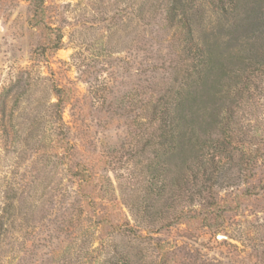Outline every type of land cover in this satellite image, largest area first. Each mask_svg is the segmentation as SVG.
<instances>
[{"label": "rangeland", "instance_id": "374dc122", "mask_svg": "<svg viewBox=\"0 0 264 264\" xmlns=\"http://www.w3.org/2000/svg\"><path fill=\"white\" fill-rule=\"evenodd\" d=\"M185 1L196 40L214 49L186 115L223 154L202 195L177 188L172 160L165 195L150 198L164 215L151 224L135 219L148 194L142 147L156 128L153 106L195 74L169 21L171 0H0V264H111L126 254L131 264H264V64L243 62L250 46L264 55V28L239 36L238 15ZM58 89L70 99L63 133L73 148L62 159L52 149L63 136ZM214 108L230 116L224 131ZM78 163L101 177L106 207L120 204L143 239L99 225L79 194ZM180 211L188 215L173 220Z\"/></svg>", "mask_w": 264, "mask_h": 264}, {"label": "trees", "instance_id": "16d2710c", "mask_svg": "<svg viewBox=\"0 0 264 264\" xmlns=\"http://www.w3.org/2000/svg\"><path fill=\"white\" fill-rule=\"evenodd\" d=\"M212 1L222 11L223 15L227 17L232 15L239 16L240 22L234 26V31L239 36L241 34L248 36L249 33L264 28V0ZM189 7L190 3L185 0H171L168 13L169 21L180 29L184 42L185 58L192 60L188 63L186 69L189 70L192 67L195 74L185 73L186 75L182 76L184 78L181 85L183 89L176 91L175 97L159 99L153 106L152 113L156 122V128L148 134L150 139L142 147L143 152H150V155L145 163L144 170L147 176L145 189L148 194L144 198L145 201L141 207L140 215L135 219L139 223L150 222L152 224L156 220H160V217L163 218L164 214L161 211L157 215H154L150 200L152 196L163 198L167 191L166 180L168 178L166 177L168 176V171L166 166L170 167L169 164L173 162L179 166V172L181 173L175 181L178 184V189H181L183 193H188V191H193V189L196 191L197 189L198 195H202L204 191L209 192V186L217 178L213 173L217 167L216 158L218 155L223 154L221 152L223 151V142L209 135L210 132L204 133V136L195 132L192 127L193 122L186 115L187 113L190 114L192 110L194 111V105L192 104H196L198 99L196 96L197 89L199 86L201 87L202 83L206 84L211 69L209 63L210 54H214V49L206 46V42L200 43L196 40L192 20L188 15ZM38 13L43 14V9H39ZM55 46L59 48V45ZM244 48L247 49V46ZM248 48L251 51L250 53L254 54L247 56L243 62L249 64L250 67L258 66L260 68L261 64H264V55L257 58V56H254L256 52V50L253 52L254 47L250 46ZM260 58L262 63L260 62ZM258 70H261V68ZM57 92V101L53 103L54 118L60 130V135H58L63 136L60 139L61 142L58 139L55 141V146L52 149H54V155L62 159L67 158L73 149L72 145L65 139L63 133L64 120L62 110L64 104H67L70 99L69 97H63L64 90L58 89ZM215 108L212 110H216L217 112L211 111L210 113L212 124H216L224 131L226 122L230 120V116L226 112L224 118H220L222 111L219 108ZM223 119H226V122ZM172 160L174 161L172 162ZM73 175L79 180V194L85 208L97 216V222L101 227L107 226L112 229L113 233L126 234L138 239L144 238L141 229L129 221L126 212L120 204L112 202L110 208L106 207L104 203L105 198L100 195L103 191V180L101 177L95 175L88 165L78 163ZM188 175H191L194 179H187ZM198 177L200 182L196 180ZM204 200L208 201L210 205H214L211 207L217 213L220 212V208H223V206H218L215 198L211 197V194L210 196L208 195V198L205 196ZM187 215V212L180 211L174 214L173 220L182 221ZM157 246L162 252L163 258L167 248L160 242L157 243ZM111 264H131V262L126 254L123 257L114 256ZM155 264H161V262L156 261Z\"/></svg>", "mask_w": 264, "mask_h": 264}]
</instances>
